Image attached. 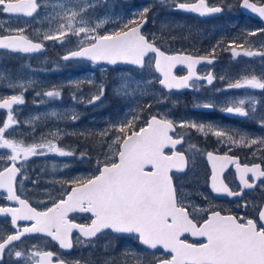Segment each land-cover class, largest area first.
Here are the masks:
<instances>
[{
    "label": "snow or ice",
    "instance_id": "6c2138e0",
    "mask_svg": "<svg viewBox=\"0 0 264 264\" xmlns=\"http://www.w3.org/2000/svg\"><path fill=\"white\" fill-rule=\"evenodd\" d=\"M101 3L102 0H58L56 4L51 0H0V16L35 20L43 14L48 24L39 41L26 34L27 22L25 27H8L0 31V50H4L0 56L5 53H40L46 47L45 41L65 47L72 43L71 38L74 37L75 45L67 49L61 57L63 61H88L93 65L103 63L111 66L123 64L139 69L141 73L146 67H154L155 73L159 74L152 79H135L131 75L120 77L116 94L136 104L123 119L109 122L96 132L56 129L41 134L38 141L34 139L32 143H26L12 135L21 123L14 106L25 104L24 93L35 82L11 78L10 70L8 75L0 70V81L6 80L7 88L19 90L18 94L0 96V110L7 111L0 126V200L8 202L0 206V217L10 218V229H0V264H88L86 261L68 260L61 251L47 250L40 244L29 246L25 241L29 237L43 236L55 242L60 250L69 251L77 245L89 244L107 232L132 237L141 249L126 248L120 260L106 259L104 264H264V206L257 209L258 219L224 215L203 207L198 210L203 215H197L194 214L197 206L182 197L173 176V171L186 172L187 151L195 150L205 155L211 165L208 177L211 193L240 197L244 190L264 186V136H254L214 122L190 118L177 121L167 113L151 111L153 100L157 104L165 102L173 90L199 91L204 87L198 83L200 81L212 86L216 74L212 70L200 74L197 66L214 63L216 46L206 56H193L184 51L169 53L159 44L162 35L157 37L153 33L148 36L143 32L155 4L135 11L125 22V18L111 21L107 15L103 19L96 18L94 11ZM156 3L170 11L193 13L200 17L220 14L226 7L224 0L217 4L210 0H156ZM240 7L264 21V0H240ZM110 22L116 26L101 32L100 29ZM161 28L163 32L169 25L162 24ZM36 31L37 35L41 34L40 29ZM245 31L246 35L231 38L223 50L230 51L234 60L259 58L261 70L257 75L250 74L246 68L235 79L219 77L228 82L225 88L216 89L217 93L245 90L243 97L231 98L219 105V111L247 119L264 129V107H258V104L264 105V96L258 99L248 91L258 89L264 93V39H249L258 34L264 37V26L255 31ZM223 43V40L218 42L220 46ZM257 43L258 48L254 47ZM178 65L186 66V75L174 73ZM72 83L79 88L82 81ZM87 83L95 91L89 97L74 93L72 100L95 106L104 98L106 85L92 80ZM155 83L167 93L153 92L151 86ZM36 96L60 100L62 91L53 86L52 90L36 92ZM142 97L149 99L142 100ZM44 102L40 100L41 104ZM194 107L214 111L218 105L212 99H205L197 101ZM145 112L148 113L146 117ZM51 115L56 116L57 113L53 111ZM64 115L73 123L80 118L75 111H70V116L69 112ZM36 119L40 117H33L28 123ZM180 130H191L204 138L215 137L216 143L227 151L223 155L213 151L205 154L191 143L187 151H182L191 132ZM63 135H78L86 139L99 137L96 143L101 148L107 145L108 151L98 154H102L104 159H97L96 173L91 176L53 178L50 183L60 185L56 195L48 193L47 200L39 201L41 207L34 206L17 187V184L22 187L28 179L24 171L31 157L54 154L79 161L90 162L92 159L88 149L79 151L60 146L58 141ZM234 148L247 149L252 162L232 155ZM257 158L259 162H255ZM229 165L235 167L239 190L227 181L225 171ZM63 167L67 168L69 164L65 163ZM53 168L55 170V165ZM32 183L38 185L39 180ZM202 195L208 199L207 195ZM71 213L88 214L90 223H76ZM21 221L27 223L21 225ZM74 232L79 233L75 241ZM185 234L197 238V241L189 242L184 238ZM157 252L161 255L157 256Z\"/></svg>",
    "mask_w": 264,
    "mask_h": 264
},
{
    "label": "rangeland",
    "instance_id": "374dc122",
    "mask_svg": "<svg viewBox=\"0 0 264 264\" xmlns=\"http://www.w3.org/2000/svg\"><path fill=\"white\" fill-rule=\"evenodd\" d=\"M58 0H51L52 4H56ZM211 3H220V0H210ZM226 5L222 17L212 19L209 22H202L198 19H192L156 3V0H107V3H102L94 11V16L98 19H103L106 15L111 21L118 18L127 19L132 18L135 11L142 9L149 4H155L153 13L149 16V22L143 32L145 35L151 36L155 33L157 37L163 36L159 41L163 50L169 53L177 51L189 52L191 55H208L211 48L216 46V50L220 53H215V58L219 59V63L208 66L206 71L212 70L216 74L217 82L214 86L201 87L199 91H194L191 94H168V99L162 103H155L153 100V108L151 111L169 114L170 118L179 121L181 118L195 119L196 121L214 122L229 129H239L254 136H264V129H261L256 123L244 118L226 115L219 111V105L224 104L226 100L231 98H241L244 96L245 90H229L227 92L217 93L216 89H223L228 80H221L219 77L225 76L228 79L239 78L243 70L247 68L250 74H259L261 64L259 58L240 57L233 59L230 51L223 49L228 47L229 40L233 37L246 35L245 30L255 31L258 26L254 25L249 18L243 17L238 9L240 0H224ZM227 6H231L230 8ZM51 11V8L49 9ZM115 13V14H113ZM26 27V34L31 36L34 40H42V32L48 27L47 21L44 20L43 14L35 20L31 18H15L0 16V31L5 28ZM168 24L169 28L163 30L161 25ZM116 24L108 23L100 29L101 32L115 27ZM37 29L41 30V34L37 35ZM249 39L259 41L264 37L259 34L257 37H250ZM72 43L61 47L59 44H54L52 41H45L46 49L44 53L39 55H21V54H7L0 56V70L5 71L8 75L10 70L11 78L20 80H33L35 83L32 88H29L24 93L25 104L14 106L17 109L15 113L20 120V126L12 135L16 139H23L26 143H32L33 140H39L41 134H47L49 131L62 129L65 132H80L93 131L96 132L105 128L109 122L123 119L126 113H129L132 108L136 106L135 102L129 103L128 99L116 94V86L120 81V77L124 75H131L135 79H152L157 77L153 71V67H146L143 72L136 71L131 68L108 69L93 65L87 61H72L64 62L60 59L69 47L75 45V38H71ZM213 40V41H212ZM223 40L221 47L218 42ZM243 43V40L240 41ZM209 46L210 48H208ZM213 46V47H211ZM254 47L258 48L259 44ZM239 51V49H237ZM4 50H0L3 52ZM92 80L94 83L103 82L106 85V93L101 102L95 106L74 103L72 100L73 94H83L89 97L95 88L88 84L87 81ZM82 81L79 88L75 87L72 82ZM7 81H0V96H7L18 94L19 90H12L7 88ZM53 86H57L62 91V98L60 100H49L47 97H37L36 92H43L52 90ZM133 87L135 85L133 84ZM152 91L159 93L163 91L158 83L151 86ZM254 93L257 98L264 96L261 90H248ZM43 99L45 102L40 103ZM142 100L149 99L142 97ZM205 99H212L218 105L214 111H196L194 105L197 101ZM258 107H264L258 104ZM55 111L56 116L51 113ZM75 111L79 114V120L75 123L70 121V118H65L64 113ZM7 111L0 110V126L2 121L6 118ZM145 117L148 115L144 113ZM39 116L40 119L32 120L33 117ZM130 118V116L128 117ZM57 124V125H56ZM35 128V132H33ZM138 130V129H137ZM191 132L190 139L187 142L196 144L201 150L200 140H206L203 136H198L191 130H180ZM51 138V137H49ZM216 142L215 137H209ZM99 137L93 136L87 139L82 136L63 135L58 143L63 147H71L83 151L89 150L91 161H79L71 157H59L50 154L45 157H31L26 164L24 175L28 178L24 181L23 186L17 184L21 188V192L25 197H28L33 202L34 206L41 207L39 201L47 200L48 193L53 196L60 188L59 184H51L53 178L70 179L72 177H88L96 173L97 159L103 160L104 156L98 155L102 152H107V145L101 148L96 143ZM212 142L209 141V144ZM217 144V143H216ZM225 148L219 145V149ZM226 149V148H225ZM227 150V149H226ZM248 151L247 149L234 148L235 151ZM79 152H77V155ZM244 155V156H248ZM191 157L194 160L200 159V153L192 150ZM258 159V158H257ZM69 164V167L64 168V164ZM55 165V170L53 166ZM203 165V164H202ZM199 163L193 164L189 167L188 173L181 175L178 178L179 192L186 201L194 203L197 215H203L198 210L215 209L220 206L213 201L211 194L207 191V183L204 170ZM39 180L38 185H33L32 181ZM207 195L208 199L204 198ZM4 205V200H0V206ZM7 220L0 219V229H7ZM27 245L40 244L44 246L41 239L31 240Z\"/></svg>",
    "mask_w": 264,
    "mask_h": 264
},
{
    "label": "flooded vegetation",
    "instance_id": "af4514ba",
    "mask_svg": "<svg viewBox=\"0 0 264 264\" xmlns=\"http://www.w3.org/2000/svg\"><path fill=\"white\" fill-rule=\"evenodd\" d=\"M219 63V59L218 62ZM206 66L201 67L199 69L200 74H206ZM183 72H178L179 75H181ZM205 86V84H202ZM209 141L212 143L209 144ZM188 142H186L181 149L182 151H187L188 149ZM201 144V150L206 154L207 151H213L216 154L223 155L225 151H227L225 148L219 149V145L216 144L214 140L211 138H207L206 140H200ZM192 151H187V155L189 157L188 159V169L190 167H193L194 162L203 164L202 168L205 173L206 177V183H207V191L210 194L209 186H208V177L210 176L211 170L210 167L206 161V156L200 154L199 160H194L191 157ZM232 155L240 157L242 161H246L248 163L252 162V158L250 155L244 156L249 154L248 151H235L231 153ZM255 162H259V159H256ZM189 172V171H188ZM186 172L185 174H187ZM183 174V175H185ZM225 175L227 177L228 183L231 184L233 188H238L239 181L235 178V167L234 165H229L228 169L225 171ZM176 186L179 190L178 185V178L181 175L173 174ZM214 202L217 203L219 208H215L213 210L220 211L224 215H235L238 217H246V218H255L258 219V211L257 209L261 206H264V186L257 187L254 189L244 190L242 196L237 197L235 200H216L213 199ZM247 203V207H244V204ZM5 204V201H4ZM50 206V205H49ZM195 214V213H194ZM74 221L76 223L80 224H87L90 223L88 216H72ZM8 223H6L7 229H10V223L7 220ZM78 237V235H73L74 241ZM189 242H196L191 239L189 235L184 237ZM31 240H35V238L32 239H26V243H28ZM44 246L47 250L52 251H61L64 255V257L68 260H81L86 261L88 264H104L106 259H117L120 260L121 254L125 251L126 248L128 249H134V250H140L141 246L139 245L138 241H136L134 238L129 236H116L111 232H107L104 235L99 236L98 238L93 239L89 244L85 245H77L72 250L66 252L64 250H60L59 246L54 244L50 239H44ZM152 251V250H149ZM162 251V250H161ZM157 256L161 255V252L156 253ZM148 259H151L149 256Z\"/></svg>",
    "mask_w": 264,
    "mask_h": 264
},
{
    "label": "water",
    "instance_id": "95a60500",
    "mask_svg": "<svg viewBox=\"0 0 264 264\" xmlns=\"http://www.w3.org/2000/svg\"><path fill=\"white\" fill-rule=\"evenodd\" d=\"M239 10H240V12L243 14V15H245V16H247V17H250L251 19H255V20H258V21H260L261 23H263L264 24V21H261L260 19H259V17H257L255 14H253V13H250L249 11H247V10H244V9H242L241 7H240V3H239ZM176 12H178V11H176ZM179 13H183V14H185V15H189V16H193V17H197V18H199V19H208V18H212V17H218V16H220L222 13H220V14H216V15H213V16H206V17H200V16H198L197 14H193V13H185V12H179ZM146 26V25H145ZM144 26V27H145ZM143 27V28H144ZM41 53V52H40ZM13 54H22V53H13ZM37 54H39V53H33V54H22V55H37ZM62 60V59H61ZM71 61V60H70ZM216 62V60L214 61V63ZM97 65H99V66H104V67H108V68H118V67H128V68H133L132 66H129V65H123V64H120V65H116V66H111V65H106V64H103V63H101V64H97ZM203 65H207V64H201V65H198L197 66V69L199 68V67H201V66H203ZM153 69H154V67H153ZM179 69H185L186 70V74H187V68H186V66H183V65H178L173 71H174V73H175V71H177V70H179ZM137 70H139V69H137ZM155 72V71H154ZM157 76H159V74L158 73H155ZM185 74V75H186ZM159 85V84H158ZM160 86V85H159ZM165 92H167V90H164ZM174 92H177V93H181V92H192L193 90L192 89H181V90H173ZM197 110H204V109H198L197 108ZM207 111V110H206ZM209 163V162H208ZM210 169H211V165H210ZM173 173H176L175 171H173ZM178 174H180V173H178ZM213 195H214V197L215 198H218V199H223V198H230V197H227V196H224V195H216V194H214V193H212ZM7 202V201H6ZM8 203V202H7ZM74 214H80V215H88V214H83V213H71L70 215H74ZM0 218H2V219H5L4 217H0ZM10 219V218H9ZM20 224H24V223H27V222H24V221H21V222H19ZM73 234H79V233H73ZM185 235H188V234H185ZM34 237V236H33ZM41 237H43V236H41ZM191 238L193 239V240H197V238H194V237H192L191 236ZM50 239V238H49ZM53 243H55V242H53ZM56 244V243H55Z\"/></svg>",
    "mask_w": 264,
    "mask_h": 264
},
{
    "label": "trees",
    "instance_id": "16d2710c",
    "mask_svg": "<svg viewBox=\"0 0 264 264\" xmlns=\"http://www.w3.org/2000/svg\"><path fill=\"white\" fill-rule=\"evenodd\" d=\"M213 41V40H212ZM208 48H210L209 46H207ZM211 47H213V46H211ZM222 47V46H221ZM212 49V48H211ZM215 53H220V52H218L217 50H216V52Z\"/></svg>",
    "mask_w": 264,
    "mask_h": 264
},
{
    "label": "bare ground",
    "instance_id": "6f19581e",
    "mask_svg": "<svg viewBox=\"0 0 264 264\" xmlns=\"http://www.w3.org/2000/svg\"><path fill=\"white\" fill-rule=\"evenodd\" d=\"M57 125V124H56Z\"/></svg>",
    "mask_w": 264,
    "mask_h": 264
}]
</instances>
